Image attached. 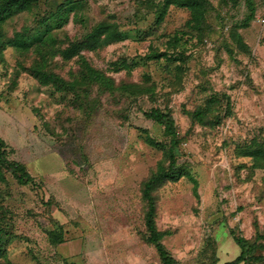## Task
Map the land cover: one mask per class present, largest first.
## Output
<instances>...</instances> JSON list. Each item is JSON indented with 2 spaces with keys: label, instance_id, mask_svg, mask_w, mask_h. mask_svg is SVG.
<instances>
[{
  "label": "rangeland",
  "instance_id": "obj_1",
  "mask_svg": "<svg viewBox=\"0 0 264 264\" xmlns=\"http://www.w3.org/2000/svg\"><path fill=\"white\" fill-rule=\"evenodd\" d=\"M64 1L3 25L1 160L31 181L0 164V264H162L150 205L174 264L233 261L236 238L264 235V0H82L44 33ZM105 19L121 39L80 47ZM33 27L39 47L7 43ZM151 109L172 114L174 137ZM251 258L264 264V239Z\"/></svg>",
  "mask_w": 264,
  "mask_h": 264
},
{
  "label": "trees",
  "instance_id": "obj_2",
  "mask_svg": "<svg viewBox=\"0 0 264 264\" xmlns=\"http://www.w3.org/2000/svg\"><path fill=\"white\" fill-rule=\"evenodd\" d=\"M38 0H0V43H5L4 38V24L5 22L13 19L17 14L25 11L28 9L29 5ZM172 0H166L167 5H170ZM187 2H181V5H187L191 8L197 7L199 4L201 5L200 1L195 0H186ZM83 3L82 0H65L64 2L55 6V9L50 11L48 15L40 20L41 30L43 29L44 33H47L54 29H61L69 19V14L77 9H82ZM74 16L77 15L76 12L73 14ZM73 16V17H74ZM78 19L80 24L83 28L86 25V17L83 14H78L75 16V19ZM110 19L108 16L106 17ZM108 19H105L97 25L93 26L83 35L79 40L78 44L80 47L84 48H95V45H99L102 42L105 43H113L117 42L121 39L122 33L118 30V25L113 22L110 23ZM35 27L28 28L22 31H16L11 40H8L7 43H14L15 41L24 42L26 46L29 42H33L34 47H39L38 44L41 45V38L38 36V33H35ZM77 44V45H78ZM24 47V46H23ZM48 54V51L46 52ZM91 72H93L91 70ZM40 81H51L52 79L55 81L56 77L53 73L46 74L44 72H40L39 76H36ZM201 114L195 113L193 115V119L201 120ZM145 117L152 121L154 124L163 128L165 133L171 137H174L176 134L175 123L171 113L162 112L158 109H151L145 113ZM3 147V142L0 141V148ZM176 150V145L174 139L171 140V148L170 151L174 154ZM3 151H0V164L6 167L7 171H9L12 176L15 177L16 181L20 185H26L31 181V178L28 176L22 166L16 163H7L5 160H1V154ZM166 179L176 178L175 176L169 174H164ZM149 187V184L147 185ZM155 213L154 205H150L148 215L146 217V226L148 231L150 232L149 242L154 245L160 261L162 264H174L173 259L171 256L166 252L164 247L160 242V236L155 231L154 227V220L153 216ZM264 239V235H257L254 241L251 244H248L247 241L243 237H238L235 239V245L239 248L240 254L236 259L231 262L225 264H250L252 262V254L254 250L258 246V242Z\"/></svg>",
  "mask_w": 264,
  "mask_h": 264
},
{
  "label": "built area",
  "instance_id": "obj_3",
  "mask_svg": "<svg viewBox=\"0 0 264 264\" xmlns=\"http://www.w3.org/2000/svg\"><path fill=\"white\" fill-rule=\"evenodd\" d=\"M259 22H260V23H264V18H260V19H259Z\"/></svg>",
  "mask_w": 264,
  "mask_h": 264
}]
</instances>
